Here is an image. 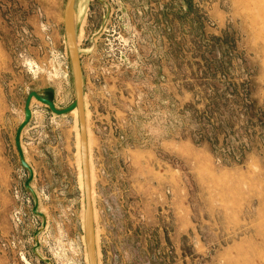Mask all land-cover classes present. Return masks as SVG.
Returning a JSON list of instances; mask_svg holds the SVG:
<instances>
[{"label": "rangeland", "instance_id": "rangeland-1", "mask_svg": "<svg viewBox=\"0 0 264 264\" xmlns=\"http://www.w3.org/2000/svg\"><path fill=\"white\" fill-rule=\"evenodd\" d=\"M67 0H0V264H89ZM97 264H264V0H76Z\"/></svg>", "mask_w": 264, "mask_h": 264}, {"label": "water", "instance_id": "water-1", "mask_svg": "<svg viewBox=\"0 0 264 264\" xmlns=\"http://www.w3.org/2000/svg\"><path fill=\"white\" fill-rule=\"evenodd\" d=\"M75 2L76 0H67L64 11L65 33L67 48L71 63L72 75L74 79V87L76 99L66 109L58 110L54 103V93L46 92L42 97L39 94L32 92L29 94L25 104V119L19 126L15 144L20 156L22 166L29 171L30 178L26 183V187L30 189V182L33 180V170L31 166L25 161L23 149L21 146V136L24 129L29 125L32 119V112L30 109L33 99L49 107L51 112L58 116L69 114L75 110L78 112L79 130H80V149H81V164L83 172V186L85 193V214H84V233L87 247L89 264H97L96 245H95V229H94V211L91 188V175L89 163V146L86 127L85 107H84V75L81 66V60L77 45V24L75 17Z\"/></svg>", "mask_w": 264, "mask_h": 264}, {"label": "bare ground", "instance_id": "bare-ground-1", "mask_svg": "<svg viewBox=\"0 0 264 264\" xmlns=\"http://www.w3.org/2000/svg\"><path fill=\"white\" fill-rule=\"evenodd\" d=\"M80 138V137H79Z\"/></svg>", "mask_w": 264, "mask_h": 264}]
</instances>
